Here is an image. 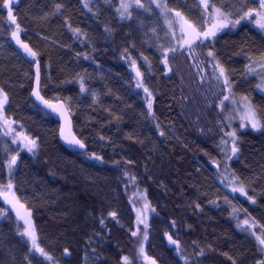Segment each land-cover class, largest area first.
I'll list each match as a JSON object with an SVG mask.
<instances>
[{
    "label": "trees",
    "instance_id": "1",
    "mask_svg": "<svg viewBox=\"0 0 264 264\" xmlns=\"http://www.w3.org/2000/svg\"><path fill=\"white\" fill-rule=\"evenodd\" d=\"M168 3L193 21L199 19L197 0ZM56 4L63 7L57 11ZM117 6V0L14 4L23 29L20 38L41 53V92L70 105L74 131L87 146L83 153L61 143L58 121L31 98L34 63L12 38L14 26L9 27L0 7V87L9 97L5 111L38 142V151L29 153L0 128V183L9 178L7 158L18 152L11 174L15 190L32 212L39 242L61 264H123L124 256L141 264L138 236L130 232L135 220L129 195L142 188L155 209L146 250L160 264H184L165 233L180 241L188 264H258L264 252L237 227L236 217L241 223L254 218L257 228L264 225V129H240L233 123L240 151L226 160L220 141L228 110L222 114L218 107L222 95L211 64L199 66L207 48L196 49L198 58L170 55L168 71L157 48L168 44L159 10L153 5L150 13L140 9L131 20H122ZM77 28L80 35L72 31ZM214 51L236 96L247 95L264 111V92L256 88L259 77L245 73L247 57L264 52V34L241 22L218 35ZM131 60L152 92L151 112L145 93L135 87ZM226 166L255 203L232 191ZM0 209L7 211L0 219V264H49L29 246L18 257L11 236L27 243L23 223L2 199Z\"/></svg>",
    "mask_w": 264,
    "mask_h": 264
},
{
    "label": "snow or ice",
    "instance_id": "2",
    "mask_svg": "<svg viewBox=\"0 0 264 264\" xmlns=\"http://www.w3.org/2000/svg\"><path fill=\"white\" fill-rule=\"evenodd\" d=\"M15 0H0V7L6 10L7 23L9 27L14 26V30L11 32L12 38L16 44L23 50L27 57L31 58L30 62L35 65V87L31 91V95L36 100L40 101L46 108L51 109L52 112L57 113L64 121V124L60 127V136L69 144L78 146L79 148H85L84 142L77 138V136L71 130V120L69 119L68 112L70 105L65 101L60 100L58 97L53 99H46L41 95V69H40V56L41 53L38 50H34L28 43L20 38V33L23 31L21 25L17 22V17L13 14ZM158 9V15L162 17L163 24L165 26V36L168 38V44H158L157 48L161 56V62L171 71L169 66L170 55L186 54L188 57H199V53L196 52L198 48H207L205 60L200 61L199 66H203L206 62L211 64V77L217 82L222 94V98L219 100L218 107L224 115V120L227 123L224 127L231 128L230 131H224V127L221 128L223 135L221 136L220 144L222 151L224 152L225 159L230 160L233 156L240 151L238 146L239 136L237 135L236 128L232 127L234 121H239V128L244 129L250 127L251 129L260 131L264 129V111H261L252 102L247 95H242L237 98L234 92V82L231 80L228 70L217 58L214 51V45L219 34L224 33L225 30H234L242 21L252 23L262 34H264V0H251L250 4L248 0H237L235 3H226L224 0H220L218 4L216 0H197V6L200 9L199 19L193 21L183 12L169 6L168 0H148L147 3H142V0H119V7L116 9L118 15L122 20H131L133 18V12L143 9L145 12H151L152 6ZM87 7V4H85ZM63 6L56 4L55 8L59 11ZM71 29V25H68ZM74 35H80V29H72ZM107 31V29H106ZM153 33H156V29H152ZM212 47H209V46ZM87 58V57H86ZM147 62V57H144ZM249 63L245 66V73L250 77H259V82L256 84V88L264 92V52L260 53L258 58L252 56L247 57ZM131 66L135 70L136 84L135 87L142 89L145 93V99L147 100V107L149 112L152 109V92L146 86L144 82V74L140 71L136 65L135 60L130 61ZM198 66V67H199ZM203 81V76L201 77ZM81 91H84L83 79L80 80ZM70 101V97L67 98ZM55 100V102H54ZM225 102H228L226 105ZM9 103L8 93L0 87V128L4 129V135H12L15 132L13 125L16 123L11 117L6 114L5 106ZM163 135V132H161ZM103 139V137H101ZM19 141L22 143L23 148H26L29 152H33L38 146L35 139L21 133H16L13 136V142ZM22 150V149H21ZM93 158L97 160H103V157L96 156L92 153ZM19 153L16 155H10L6 160L9 178L6 184L0 183V199L5 201L15 211V215L18 220L23 221L22 236L27 237L30 242L31 249L38 253L40 257L48 261L49 264H58V261L54 258L50 252L46 251L39 242V236L35 225L32 221V212L22 203L17 196L15 186L12 182V172L14 166L17 164ZM131 163V161H128ZM219 167V165H217ZM226 172H229L232 177L230 184L233 192H239L246 196L249 201L255 203L252 196L248 195L246 186L235 173L230 172L225 168ZM127 175V173H125ZM130 180H135V177H130ZM225 186H228L226 183ZM145 202L141 209H137L136 214V230L131 231V236L137 237L140 234V225H143V241H147V217L146 213L149 211H155L151 207L150 202L146 200V194H142ZM238 210L233 208V213ZM246 212V210H244ZM3 210L0 209V214ZM110 216L115 217L116 213H109ZM237 218V227L242 228L243 231L249 233L259 246L261 252H264V225H259L254 218L244 219L239 222ZM103 223V220H101ZM174 223V222H173ZM259 232V234H257ZM168 242L175 246L177 254H181V259L184 260V264H188L186 256L182 255V249L180 241L173 239L172 235L165 233ZM64 252L67 253L68 249L65 248ZM138 255L141 258V264H157V261L149 256L145 250L144 244L141 241L138 248ZM200 255H203L201 250ZM226 255V254H225ZM123 264H132L128 256L122 257ZM39 264V262H38ZM233 264L235 262L233 261ZM258 264H264V260L258 261Z\"/></svg>",
    "mask_w": 264,
    "mask_h": 264
},
{
    "label": "rangeland",
    "instance_id": "3",
    "mask_svg": "<svg viewBox=\"0 0 264 264\" xmlns=\"http://www.w3.org/2000/svg\"><path fill=\"white\" fill-rule=\"evenodd\" d=\"M118 1V6H117V8L119 7V0H117ZM143 1L144 0H142V3H143ZM120 17V16H119ZM125 20V19H124ZM242 22H245V21H242ZM222 95V94H221ZM240 96H237V98H239ZM221 98H222V96H221ZM220 98V99H221ZM218 104H219V102H218ZM225 104L227 105L228 104V102H225ZM227 109V108H226ZM228 110V109H227ZM226 113H227V111H226ZM15 121V120H14ZM225 122L227 123V121L225 120ZM238 123V125H239V121L237 120V121H234L233 123ZM13 127H14V129H15V132L12 134V135H8L9 137H11L12 139H13V136L16 134V133H23L24 135H27V136H29V137H31V138H33V139H35L36 140V142H37V139L35 138V137H33L32 135H30V134H28L23 128H19V126H18V124L17 123H15L14 125H13ZM232 127H233V124H232ZM248 128H250V127H248ZM2 129V128H1ZM251 129V128H250ZM231 130V128H228V131H230ZM254 130V129H253ZM2 131L4 132V129H2ZM16 143H18V144H20V146L23 148V145H22V143H20L19 141H17ZM37 145H38V142H37ZM23 149H25L26 151H28L26 148H23ZM38 151V146L34 149V151L33 152H29V153H32V154H35L36 152ZM7 183V182H6ZM6 183H4V184H6ZM15 190V189H14ZM16 191V190H15ZM17 193V192H16ZM142 194H146V200L148 201V202H150V204H151V207L154 209V207H153V205H152V203H151V201H150V199H149V196H148V194H147V191L144 189V188H142V189H133V191L130 193V202H131V206H132V210H133V212H134V220H135V222H134V230H136V214H137V209H141L142 208V206H143V203L145 202V200H144V198H142ZM17 196L19 197V195L17 194ZM20 198V197H19ZM20 200H21V198H20ZM21 202L23 203V201L21 200ZM14 211V210H13ZM6 210H3V212H2V214H0V219L6 214ZM153 212L154 211H149V212H147L146 213V217H147V224H148V228H147V235L149 236V226H150V218H151V216H152V214H153ZM14 213H15V211H14ZM32 218V217H31ZM32 221H33V218H32ZM22 223H23V221H21ZM33 223H34V221H33ZM35 225V224H34ZM22 231H23V229H22ZM22 231H21V233H22ZM143 232H144V227H143V225H140V234L138 235V239H139V244H140V242L142 241L143 242V244H144V247H145V250H146V243H147V241H148V239H147V241H143L142 240V237H143ZM12 237V240H13V243H14V245H15V250H16V253H17V255H18V257L19 258H23L24 257V255H25V253H26V251H27V249H28V246H29V248H31V245H30V242L28 241V239H27V237H25L24 236V238L27 240V243H26V241L24 242V240L23 239H21L20 237H18V236H15V235H12L11 236ZM41 244V243H40ZM42 246V245H41ZM43 247V246H42ZM138 248H139V245H138ZM46 250V249H45ZM47 251V250H46ZM146 252H147V250H146ZM38 254V253H37ZM66 255L68 254V252L67 253H65ZM147 254H148V252H147ZM39 255V254H38ZM149 255V254H148ZM149 256H151V255H149ZM152 257V256H151ZM154 258V257H153ZM155 259V258H154ZM57 260V259H56ZM156 260V259H155ZM58 261V264H61V262L59 261V260H57ZM157 261V260H156ZM157 264H160L158 261H157Z\"/></svg>",
    "mask_w": 264,
    "mask_h": 264
},
{
    "label": "water",
    "instance_id": "4",
    "mask_svg": "<svg viewBox=\"0 0 264 264\" xmlns=\"http://www.w3.org/2000/svg\"><path fill=\"white\" fill-rule=\"evenodd\" d=\"M33 71H34V73H35V65L33 66ZM133 71L135 72V70L133 69ZM35 87V77L33 78V83H32V88H31V91H32V89ZM30 95H31V92H30ZM41 95H43L42 94V92H41ZM44 96V95H43ZM45 97V96H44ZM31 98L33 99V101L40 107V108H42L43 110H45L46 112H48L54 119H56L57 121H58V123H59V127H58V135H59V139H60V141H61V143L67 148V149H69V150H71V151H76V152H81V153H83V152H85V151H87V146L85 147V148H79L78 146H73V145H69L61 136H60V133H59V129H60V127L64 124V121H63V119L57 114V113H54V112H52L51 111V109H48V108H46L43 104H41L40 103V101H38V100H36L35 99V97H33L32 95H31ZM46 99H49V98H47V97H45ZM60 100H62V99H60ZM54 102H55V100H54ZM68 116H69V119L71 120V130H72V132L77 136V134L75 133V131H74V126H73V120H72V116H71V113H70V110H69V112H68ZM77 138H79L78 136H77ZM80 139V138H79ZM85 144V143H84ZM86 145V144H85Z\"/></svg>",
    "mask_w": 264,
    "mask_h": 264
}]
</instances>
